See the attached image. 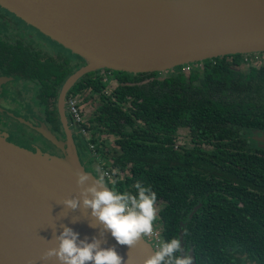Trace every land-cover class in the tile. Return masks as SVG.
Masks as SVG:
<instances>
[{"label":"trees","instance_id":"1","mask_svg":"<svg viewBox=\"0 0 264 264\" xmlns=\"http://www.w3.org/2000/svg\"><path fill=\"white\" fill-rule=\"evenodd\" d=\"M26 56H17V71L39 84V106L60 131L57 99L73 69ZM77 57L76 68L86 64ZM244 57L164 77L107 70L105 81L95 71L70 92L86 106L99 103L85 127L113 174L109 186L133 194L137 182L151 188L163 206V239L183 232L194 264H264V147L247 136L264 130V64L242 70Z\"/></svg>","mask_w":264,"mask_h":264},{"label":"water","instance_id":"2","mask_svg":"<svg viewBox=\"0 0 264 264\" xmlns=\"http://www.w3.org/2000/svg\"><path fill=\"white\" fill-rule=\"evenodd\" d=\"M123 1L166 4L173 9L162 13L90 0H0V6L86 61L65 82L59 98L66 151L54 135H45L65 152V158L29 154L0 136V264H27L29 259L35 264H60L55 257L48 261L39 257L58 246L53 237L63 231L64 225L78 232L82 240L91 242L94 236H100V227L91 226L99 222L91 217L90 209L71 210L62 204L80 194L76 170L87 171L65 115L66 95L84 75L101 69L134 74L165 72L218 57L264 52V0H200L202 5L195 8L189 5L199 0ZM245 4L255 10L256 18L246 20ZM163 17L183 20L185 32L175 33L176 27L171 24L168 31L160 27L152 32L153 38L146 36L139 42L143 46L140 49L150 50L135 49L139 43L124 35L131 22L145 21L159 27L164 24ZM221 26L228 27L215 30ZM6 80L0 79V85ZM259 140L264 142V137ZM101 239L105 241L102 247H116L125 264H144L155 250L145 238L131 249L119 245L110 232ZM180 239L184 247L181 231Z\"/></svg>","mask_w":264,"mask_h":264},{"label":"clouds","instance_id":"3","mask_svg":"<svg viewBox=\"0 0 264 264\" xmlns=\"http://www.w3.org/2000/svg\"><path fill=\"white\" fill-rule=\"evenodd\" d=\"M76 175L80 194L65 199L62 204L71 210L90 209L91 217L99 222L91 226L100 227V236H94L91 242L87 238L82 240L78 232L64 225L63 231L53 237L58 246L47 249L39 259L48 261L55 257L60 264H125L115 246L102 247L105 241L101 237L110 232L119 245L131 249L144 237L152 236L158 211L157 194L139 182L135 194L119 192L109 186L106 174L100 169L95 175L77 169ZM90 180L91 184H87ZM27 264H35V261L29 259ZM144 264H193V260L182 247L181 239L172 238L160 240L154 254Z\"/></svg>","mask_w":264,"mask_h":264},{"label":"flooded vegetation","instance_id":"4","mask_svg":"<svg viewBox=\"0 0 264 264\" xmlns=\"http://www.w3.org/2000/svg\"><path fill=\"white\" fill-rule=\"evenodd\" d=\"M9 30L12 31V33L3 32V31H9ZM1 33H4V34H1ZM38 35L49 41V43L52 45L51 50L49 48L45 49V46L43 43L40 44L39 42L40 40L37 37ZM62 50H67V49L61 46L60 44H58L57 42L51 40L49 37L43 35L40 31H38L31 25L27 24L20 18L16 17L14 14L9 12L2 6H0V79H7L4 83L0 85V122H1V119H6L7 123L8 122H11L13 124L15 122L21 123L27 126L28 129L32 130V132H36L40 135L41 133L39 131H36L35 127L33 126L34 124L33 121H35L37 128H44L43 125H45L48 129L52 131L54 135H57L59 138L63 136L67 137L65 128L63 125H62V130L56 131L54 127L46 120V114L43 112V109L40 108L39 101H38L39 84L32 82L29 79H25L23 75L21 74L23 72L17 71V68H16V66L18 65L16 60L20 61V58H21L17 56H21V54H27V56L22 60L23 62L26 61L27 57H30L31 61L36 60L40 63H45L47 61L53 60L59 66H66L67 64L69 68L73 69L70 76L76 73L78 70H80L86 65L84 64L83 66L81 65L79 68H76V65L78 64V57L74 64H69L64 57L59 55L60 53H62ZM255 54H258L259 56L264 58V52L240 54V55H245V57H253ZM193 64H197V63H193ZM258 66L260 67V65H254L252 63H249V64L243 63L242 70H244L245 67L248 68V67H258ZM184 67H183V72H185ZM107 70L109 69L98 70L99 71L98 73L100 74L101 78L105 81H109V78L111 77V73H108ZM159 73H160L159 77H161L160 75L162 73L161 72ZM185 73H188V72H185ZM110 83L112 85L114 84L113 81H111ZM64 84L62 85L60 89V93L57 99V104H59V98H60L61 91L63 90ZM31 85H35L37 87V90L34 93L33 99H31L32 103L36 104L37 107L39 108V110L37 111L33 110L32 108L33 104H31V106H28L27 104H25L26 102L23 103L21 99L18 97V94H19L20 97L22 98V94L25 93V88H29V86ZM71 90L67 93L66 98H65V115L67 118L68 127L72 134V139L74 141L75 147L77 148V150L84 151L86 149H89L91 145L95 146V151L98 152L100 158L102 159V162L99 163L100 165L99 167L101 169L103 164H107V163L105 159L101 156L97 144L91 141V137H92L91 132L85 127L86 124L88 125L90 124L89 120L91 118V115L99 107V105L95 109H92L93 107L91 108L86 105L84 106V104L82 105L83 95L81 94L77 96L70 95ZM72 98H76L78 100V107L80 109L82 116L84 117V121L80 125L75 124L69 112V109H68V103ZM93 104L97 105L99 103L95 102ZM89 110H91V113H89V119H88L87 114L85 112H88ZM30 116H33V117H30ZM5 128L2 127V125L0 124V131L5 135L6 134L11 135L9 133L10 128L8 130H5ZM83 129L86 130V134H83L81 132ZM249 133L250 134L247 135L249 136V138L252 134L257 140V141L255 139L253 140L256 146L264 147V142L259 140V138L264 137V130L253 129V130H250ZM37 147L43 153L50 154V155H58V156L61 155V152L58 150V148L54 146H52L51 149L49 150H45L41 148L40 146H37ZM177 147L178 146H176V148ZM81 162L84 164L83 159H81ZM85 169L87 171H90L87 165H85ZM156 207L158 211H157V219H156L155 224L159 225V228L163 230V221H162L161 214H160L163 206L162 204H156ZM192 260H193V257H192Z\"/></svg>","mask_w":264,"mask_h":264},{"label":"rangeland","instance_id":"5","mask_svg":"<svg viewBox=\"0 0 264 264\" xmlns=\"http://www.w3.org/2000/svg\"><path fill=\"white\" fill-rule=\"evenodd\" d=\"M3 32L4 33L5 32H8V33L11 32L12 33V31H10V30L9 31H3ZM4 33H1V34H4ZM37 37L40 40L39 41L40 44H42V43L44 44L45 49L49 48L51 50L52 45L49 43V41L47 39H44L43 37H40L39 35ZM59 55L64 57L69 64H74L76 62V59H77V56H75L73 53H71L68 50H62V53H60ZM171 72H173V70L161 72L162 74L160 76L164 77L167 74H170ZM36 90H37V87L35 85H31V86H29V88H25V93L22 94V98L20 97L19 94H18V97L21 99V101L23 103L26 102L25 104H27L28 106H31V104H33L31 99H33V96H34V93L36 92ZM83 104L85 106L84 98L82 100V105ZM98 105L99 104L96 105V104L91 103V104H88L87 106L91 107V108L93 107L92 109H95V108H97ZM32 108L34 111L39 110V108L37 107L36 104H33ZM85 113L87 114V118L89 119V113H91V110H89L88 112H85ZM30 117H33V116H30ZM33 122H34L33 126L35 127L36 131H39L41 133L40 135L36 132H32V130L28 129L27 126H25L21 123H17V122H15L14 124L11 122L7 123L6 119H1L0 124L2 125V127L7 128V129L5 128V130H8L10 128L9 133L11 135H8V134L5 135L0 131V136L10 145L18 148L21 151H25L29 154L41 153L44 155L46 153H43L40 149H38L37 146H40L41 148H43L45 150H49V149H51L52 146H54V147L58 148V150L61 152V155H59V156L55 155V156L65 158V152H63V151H66V149H67V145H66L67 137L63 136V137L59 138L57 135H54L50 129L45 130L44 128H37L35 121H33ZM186 131L187 130L183 129L180 132V134H179V142L180 143H183L184 141H186V137H185ZM47 133L54 135L58 141H61V143L63 144V147H64L63 151L58 146L54 145L49 139L45 138V135L47 136ZM254 139H255L254 135L251 134L250 140L253 141ZM77 153H78L79 158L84 160V164H83L81 162V159H80V162L84 166V168H85V165H87L88 169L90 171H92V172H90V171H88V172L95 175L96 170L100 169L99 163L102 162V159L100 158V156H98V157L95 156L94 153H92L90 151V149H86L84 151L83 150H81V151L77 150ZM145 239H146V237H145ZM147 242L149 244H151L150 241L147 240Z\"/></svg>","mask_w":264,"mask_h":264},{"label":"bare ground","instance_id":"6","mask_svg":"<svg viewBox=\"0 0 264 264\" xmlns=\"http://www.w3.org/2000/svg\"><path fill=\"white\" fill-rule=\"evenodd\" d=\"M90 1H94V2H99V3H106V4H111L112 6L114 7H117V8H120V7H132V8H138V9H145V10H148V11H160L162 13H165L167 11H170L173 9V7H165L164 5L166 4H159V3H155V4H147V3H143V4H138L136 1H133V2H125L123 0H90ZM203 1H192L190 3V7H199L200 5H202ZM248 8V11L245 12L244 14H247L246 15V20L249 21L251 19H254L256 18L257 16V13H255V10L253 8H251L248 4H245ZM243 14V15H244ZM245 16V15H244ZM163 18H166V17H163ZM164 20V24H161V26L159 27H154L150 24H147V22L144 21L145 24H140V23H136L135 21L134 22H131L130 25L128 26L127 30H124V35L125 37H127L129 40L135 42V43H139L142 38L143 39H146L145 37L146 36H149L151 38H153L152 36V32H158L160 30V27L162 28H167L165 29V31H168V25L171 24L173 26L176 27V32L175 33H181L182 32H185L184 30H186V28H182V24H183V20H172V19H169V18H166V19H163ZM238 22V21H237ZM234 24H241V23H232L231 25H234ZM229 25V26H231ZM228 26H221L219 28H216L215 30H221V29H224V28H227ZM205 29H208V28H205ZM211 30L208 29L207 32H209ZM166 42H169V41H166ZM121 46H123V44L119 43ZM142 44L139 43L138 45H136V48L137 50H150V49H140L142 48L141 47ZM84 118V117H83ZM93 153V152H92ZM100 159V158H99Z\"/></svg>","mask_w":264,"mask_h":264},{"label":"built area","instance_id":"7","mask_svg":"<svg viewBox=\"0 0 264 264\" xmlns=\"http://www.w3.org/2000/svg\"><path fill=\"white\" fill-rule=\"evenodd\" d=\"M244 63H247V64L252 63L254 65H262V64H264V58H262L258 54H255L253 57H245ZM200 66H202V65L200 64ZM192 68H193L192 64H187L184 67V71L185 72H190L192 70ZM68 109H69V112H70V114L72 116V119L75 122V124L76 125L82 124V122L84 121V118H83V116H82V114L80 112V109L78 107V100L76 98H72L69 101ZM81 132L83 134H86V130L85 129H83ZM89 149H90L91 152L94 153L95 156H97V157L99 156L98 152L95 151V146L91 145L89 147ZM100 170L103 171L106 174V176H105L106 181H112L113 180V174H112L110 168H108V167L106 168L105 167V164H103V166L101 167ZM155 222H154L153 235L146 237V240L151 242V244L154 247V249L156 247H158V242L163 239V237H162V235H163L162 229L159 228V225L155 224Z\"/></svg>","mask_w":264,"mask_h":264}]
</instances>
